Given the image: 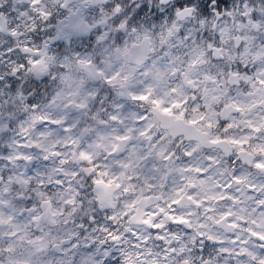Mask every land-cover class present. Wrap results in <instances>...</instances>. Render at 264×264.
<instances>
[{"label": "clouds", "instance_id": "1", "mask_svg": "<svg viewBox=\"0 0 264 264\" xmlns=\"http://www.w3.org/2000/svg\"><path fill=\"white\" fill-rule=\"evenodd\" d=\"M0 264H264V0H0Z\"/></svg>", "mask_w": 264, "mask_h": 264}]
</instances>
